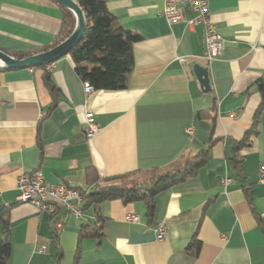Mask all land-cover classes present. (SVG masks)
<instances>
[{"label": "crops", "instance_id": "crops-1", "mask_svg": "<svg viewBox=\"0 0 264 264\" xmlns=\"http://www.w3.org/2000/svg\"><path fill=\"white\" fill-rule=\"evenodd\" d=\"M107 5L123 28L142 37L133 46L135 68L124 90L87 94L69 56L47 66L54 95L41 69H0V210L9 209V264H55L51 227L57 220L64 224L60 264H264V186L258 183L264 111L257 134L237 154L240 167L233 161L261 104L256 83L264 75V0L208 1L225 40L208 67V92L193 71L205 65V42L202 27L187 25L191 12L169 24L160 15L164 0ZM62 21L51 0H0V49L45 47ZM87 111L99 128L93 139L85 135ZM211 137L218 142L209 150ZM203 150H209L208 162L157 195L152 219L144 202L99 205L98 238L80 239L82 225L95 221L93 208L82 220L64 209L53 218L17 200L23 172L41 171L47 184L92 194L107 178L171 170ZM131 214L139 221L129 222ZM161 225L166 233L160 240Z\"/></svg>", "mask_w": 264, "mask_h": 264}, {"label": "trees", "instance_id": "trees-1", "mask_svg": "<svg viewBox=\"0 0 264 264\" xmlns=\"http://www.w3.org/2000/svg\"><path fill=\"white\" fill-rule=\"evenodd\" d=\"M75 1L81 6L86 17L85 34L80 43L68 54L75 64L77 74L83 82L89 83L95 91L124 90L127 87L129 75L135 68L133 46L142 37L126 30L119 24L117 18L108 8V0ZM58 6L62 10L63 21L59 35L51 44L34 51L6 53L17 59H22L45 52L66 40L73 32L76 20L71 11L61 5ZM47 66L31 68L43 70L44 85L54 95L57 88L50 71L47 70ZM256 88L261 97V104L255 112L252 129L247 132L236 151L233 161L237 168L240 167L238 164L241 161L237 154L240 149L248 147L250 137L257 134L260 116L264 111V75L256 83ZM204 114L210 115V112L201 113V116L204 117ZM217 142V139L211 137L209 150ZM209 150L198 152L171 170L160 171L154 169L149 173L141 174L142 178L140 179L133 178L134 173L107 178L104 180V184L96 185L92 194L78 189L84 198L82 210L86 211L93 208L95 213L94 222L89 221L82 225L80 239L101 237L100 231L102 230L103 220L99 213V205L105 202L121 200L126 205L144 202L148 208L147 216L152 219L157 195L176 184L182 183L187 178L195 176L199 169L208 162ZM8 210V208L0 210V227L3 233V238H0V264H9L12 252ZM55 224L56 222L51 227L54 248L58 258L55 264H60L63 253L58 244L59 230ZM193 244L197 248L200 245L196 241H193Z\"/></svg>", "mask_w": 264, "mask_h": 264}, {"label": "built area", "instance_id": "built-area-1", "mask_svg": "<svg viewBox=\"0 0 264 264\" xmlns=\"http://www.w3.org/2000/svg\"><path fill=\"white\" fill-rule=\"evenodd\" d=\"M209 0H164V6L160 11L169 24H174L184 20V10L193 14L192 18L187 20L189 27H202L204 30L205 49L201 59L208 68L225 49V40L218 32L215 24L212 22L208 6ZM85 92L90 94L94 91L93 87L85 82ZM85 135L87 139H93L98 132V125L94 121V115L91 111L85 113ZM192 133V129L189 130ZM228 183V181H226ZM258 183L264 186V165L260 168ZM17 190L19 196L18 202H24L34 205L41 211H46L56 218L59 212L64 209L67 214L76 219L82 220L84 212L82 210L84 198L78 189L68 187L63 184H47L41 171L33 173L23 172L17 181ZM129 222H138V215H128ZM56 228H63L61 220L56 221ZM166 228L160 226L158 229V238H164ZM43 251L45 248L42 249Z\"/></svg>", "mask_w": 264, "mask_h": 264}, {"label": "water", "instance_id": "water-1", "mask_svg": "<svg viewBox=\"0 0 264 264\" xmlns=\"http://www.w3.org/2000/svg\"><path fill=\"white\" fill-rule=\"evenodd\" d=\"M52 1L73 13L76 23L71 35L54 48L22 59H17L0 49V69L13 70L47 66L68 56L69 52L80 43L86 31V17L81 6L75 0ZM193 71L197 76L201 88L205 92H208L210 90L208 68L203 67L201 64H195L193 66Z\"/></svg>", "mask_w": 264, "mask_h": 264}, {"label": "rangeland", "instance_id": "rangeland-1", "mask_svg": "<svg viewBox=\"0 0 264 264\" xmlns=\"http://www.w3.org/2000/svg\"><path fill=\"white\" fill-rule=\"evenodd\" d=\"M133 178L140 179V178H142V176L141 175H135V176H133Z\"/></svg>", "mask_w": 264, "mask_h": 264}]
</instances>
